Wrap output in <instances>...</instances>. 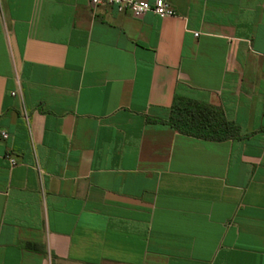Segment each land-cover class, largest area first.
Segmentation results:
<instances>
[{"label":"crops","instance_id":"obj_1","mask_svg":"<svg viewBox=\"0 0 264 264\" xmlns=\"http://www.w3.org/2000/svg\"><path fill=\"white\" fill-rule=\"evenodd\" d=\"M165 1L0 0V264H264V0Z\"/></svg>","mask_w":264,"mask_h":264},{"label":"trees","instance_id":"obj_2","mask_svg":"<svg viewBox=\"0 0 264 264\" xmlns=\"http://www.w3.org/2000/svg\"><path fill=\"white\" fill-rule=\"evenodd\" d=\"M167 123L177 132L198 139L222 142L239 137L238 127L215 106L184 97L174 99Z\"/></svg>","mask_w":264,"mask_h":264},{"label":"built area","instance_id":"obj_3","mask_svg":"<svg viewBox=\"0 0 264 264\" xmlns=\"http://www.w3.org/2000/svg\"><path fill=\"white\" fill-rule=\"evenodd\" d=\"M89 2L93 8H97L101 5H109L115 7L119 12L131 13L135 18H141L148 13H153L161 18L175 16L174 9L165 0H157L154 4L140 0H89ZM0 138L2 140H8L9 135L7 132L1 131ZM6 158L12 167L17 165V160L13 155H6Z\"/></svg>","mask_w":264,"mask_h":264}]
</instances>
